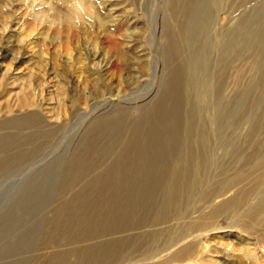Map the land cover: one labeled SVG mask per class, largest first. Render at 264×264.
<instances>
[{"label": "rangeland", "instance_id": "rangeland-1", "mask_svg": "<svg viewBox=\"0 0 264 264\" xmlns=\"http://www.w3.org/2000/svg\"><path fill=\"white\" fill-rule=\"evenodd\" d=\"M31 1L0 0V264L264 246V0H95L69 42Z\"/></svg>", "mask_w": 264, "mask_h": 264}, {"label": "bare ground", "instance_id": "bare-ground-1", "mask_svg": "<svg viewBox=\"0 0 264 264\" xmlns=\"http://www.w3.org/2000/svg\"><path fill=\"white\" fill-rule=\"evenodd\" d=\"M32 1H37V2L40 1L41 3L44 2V0H32ZM51 1H53V0H51ZM56 1H53V2H55L54 4H56ZM61 1H63V2L66 1V3L68 2L67 4L70 3L69 4L70 5V11L68 12V14L67 13L64 14V13L58 11V12L55 13L54 16L51 15V17H48L49 21L44 18L45 21H47L46 23H48V22H50V24L53 23V22H55V24L58 23V22L63 23V25H60L58 28H56L57 29L56 36L58 37V40L60 39L61 42H63L64 40L69 42L71 40H74V39L78 38V36H80L79 35L80 31L78 29H76L74 27V25H73V24H75V23H77L79 21H87L89 19L95 18L102 25V21L104 20V18H103V16L100 15L101 12H99L98 9L101 10V9H104V8H102V7L101 8H97L96 1H98V0H96V1L95 0H61ZM47 2L48 1H46L44 3V5ZM108 2L110 3V1H108ZM111 2H113V1H111ZM49 3H51L50 0H49ZM103 3H105V2H103ZM54 4H52V7L50 6L51 8H48V7L47 8L52 10V11H55L57 5L55 6ZM57 4H58V2H57ZM113 4H114V2H113ZM33 6H35V4ZM47 6H48V4H47ZM110 6H113V5H110ZM32 8H35V7H32ZM38 9H40V7ZM35 10H36V8H35ZM46 15L47 14H44V16H46ZM33 19H35V17ZM42 19H43V17H42ZM44 19L42 20L43 22H44ZM109 19H110V17H109ZM34 22H35V20H34ZM19 23H18V25H19ZM30 23H29V25H30ZM50 24H49V26H50ZM52 25H54V24H52ZM27 28H29V27H27ZM117 32H118L117 28L110 29L109 33L107 31V34L109 35V40L108 39H98V37H97L94 40V44L96 46H98V47L103 48L104 49L103 51H105V54H108V52L109 53L110 52L114 53L115 52L114 50L118 49V46H119V42L117 41V36H116ZM106 37H107V35H106ZM118 40H120V39H118ZM66 41L64 43H66ZM65 46H67V45H65ZM120 55H121V53H120ZM95 57H96V55H95ZM82 61H83V59H82ZM101 62H102V60H101ZM111 68H112L113 72L114 71H116V72L119 71L117 63L114 65V68H113V65L111 66ZM109 69H110V66H109ZM24 106H26V105L23 104V107ZM201 229H204V227L201 228ZM210 234L211 233H209L208 236H210ZM198 237H200V235ZM194 245L195 244H190V243H187V242L186 243H181V242L179 243L178 241L177 242H173L172 244L168 245L166 247V249L160 250V251L156 252L155 254H153L151 259L147 258L146 260H144V262H143V259H142L140 261H136V263H133L134 262L133 261L132 264H264V246L263 245L257 247L256 249L254 248L255 249L254 253L251 252L250 250H248L246 254L244 252V255H242L241 257L237 254L236 249L231 247L229 244L226 245V246L222 245L223 247H221V248H218L217 247L218 245L215 246V245H211L210 243L207 244L206 242L205 243H200L197 246H194ZM212 251H217L215 253H219L220 256L216 255ZM130 256H131V254L127 253L126 256H123V258L124 257L127 258V257H130ZM149 257H150V255H149ZM61 258L62 257H60V260H61ZM134 258L136 259V257H134ZM58 261H57V264L59 263ZM54 262H55V260L51 264H53ZM128 263H131V262H128Z\"/></svg>", "mask_w": 264, "mask_h": 264}]
</instances>
